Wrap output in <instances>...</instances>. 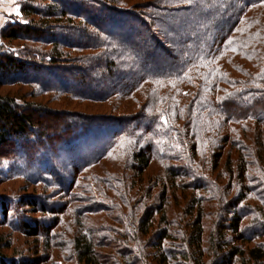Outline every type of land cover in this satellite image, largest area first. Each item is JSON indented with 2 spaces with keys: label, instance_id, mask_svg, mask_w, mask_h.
<instances>
[{
  "label": "trees",
  "instance_id": "obj_1",
  "mask_svg": "<svg viewBox=\"0 0 264 264\" xmlns=\"http://www.w3.org/2000/svg\"><path fill=\"white\" fill-rule=\"evenodd\" d=\"M259 10H264V0H23L21 13L28 22L7 24L1 32L9 43L22 45L16 51L0 47V83L4 74L10 75L13 84H34L45 92L55 91L58 83L62 85L58 92L66 91L102 110H55L43 102L0 94V153L20 143L19 152L38 158L42 151H60L61 143L67 148L74 145L81 151L80 158L91 160L95 155L79 167L80 173L103 159L117 158L125 166L122 177L106 172L104 179L96 176L89 184L72 180L70 185L85 192L81 199L87 200L89 195L106 199L110 191L120 193L119 201L126 202L127 208L151 198L159 183L147 186L142 178L153 162L161 161L167 173L163 191L144 206L142 214L136 217L135 210L129 214L138 224L139 236L146 238L154 231L149 245L159 237L153 247L161 251L160 264L178 256L189 262L191 252L198 264H204L205 199L192 195L188 208L184 205L180 215L196 213V218L188 226L192 233L189 237L183 233V246L180 242L172 253L164 242L178 241L174 235L180 232L171 231L175 227L168 217V191L218 192L219 187L195 165L196 157L203 148H210L218 162V150L226 148L231 160L236 153V164L227 157L225 165L217 164L213 170L243 188L223 199H231L233 205L253 199L247 172L256 160L248 157L252 156L248 144L245 153L244 142L260 145L259 161L260 155L264 157V24L254 21ZM59 76L64 78L59 80ZM195 83L196 92L188 87ZM126 177L134 193L127 196ZM177 179L184 180L182 185H177ZM63 184L67 186V180ZM72 200H78L76 194ZM103 206L88 208L87 214L104 211L109 217ZM41 208L49 212L48 205ZM71 213L86 215L77 206ZM157 217L166 225L164 230L155 229ZM232 217L226 229L241 243L251 244L253 238L241 232V216ZM78 221L75 249L79 259L101 264L96 249L105 247L103 240L93 228L87 229L88 219L78 217ZM136 235L124 245L129 246L131 239L137 242ZM221 237L224 243L216 255L222 257V264H236L237 259L243 264L264 262L263 245L242 248ZM211 239L210 250L216 245L215 235ZM136 262L135 258L132 264ZM0 264H11L1 246Z\"/></svg>",
  "mask_w": 264,
  "mask_h": 264
},
{
  "label": "rangeland",
  "instance_id": "obj_2",
  "mask_svg": "<svg viewBox=\"0 0 264 264\" xmlns=\"http://www.w3.org/2000/svg\"><path fill=\"white\" fill-rule=\"evenodd\" d=\"M22 2L23 0H17V7L20 6L19 14H15V9L8 13L10 16L7 17L6 24L0 30V47L4 45V48L16 51L20 49L19 45H22L20 41L9 43L1 36L2 30L5 29L7 24H25L28 22V19L24 18L21 13ZM259 11L260 13L257 14V18L254 20L255 24H264V10ZM9 78H11L9 74H4L3 83H0V94L2 95L11 94L24 100L43 102L49 104V107L55 110L78 113H97L98 109L102 110L100 106L94 103L91 104V102L78 101L72 98L65 94L66 91L58 92L57 90L62 87L58 83L55 91L45 92L38 85L13 84ZM62 78L64 76L58 77L59 80ZM197 86L198 84L195 83L188 87L196 92ZM186 87L184 86L183 89H186ZM20 101L22 100L20 99ZM130 104L132 102L126 105ZM250 142L246 139L244 145H246V154H248L247 144L250 146L249 154L252 156L248 157L256 160V165L249 167L247 172V182L255 192L253 199L234 205L231 199H223L224 196L236 195L238 189L243 188L241 184L235 183L233 185V183H229L228 176L221 177L222 173L220 171L213 170L217 164L220 166L225 165L228 162L227 157L231 160V155L229 156L227 151H224L226 148L221 149V151L218 150L221 160L216 162L214 151L210 148H203L202 152L196 157L195 165L201 167L204 171L202 173L209 178L208 181L218 186L219 190L207 194L196 190L193 193L191 189L186 191L171 188L172 190L168 191V217L171 222L170 226L175 227H171V231L174 234L178 229L180 233L174 235L178 241L167 240L164 242V248L167 251L175 253L176 246H179L180 242L181 247L184 244L183 233L188 237L192 233L191 227L188 226L192 219L196 218V213L192 217L186 214L180 215L184 205H187L188 208L192 195L205 199L202 205L206 214L203 220L204 235L202 242L203 248L207 249L204 264H222V257L216 255L219 254L218 246L220 247L224 243L221 235L230 244H236L242 248L255 245L264 246V157L260 155L259 161L257 152L260 151V145L256 144L257 146H254ZM61 144L60 151H42L37 156L38 158L26 155L25 157L22 152H19L21 150L20 143L14 147L15 149H11L13 143L11 147H4L0 153V246L11 264H86L79 259L75 249V238L80 228L78 217H81L84 221L88 219L87 229L93 228L97 238L103 240L105 247L96 249L101 264H132L135 258L137 259L136 264H160L158 261L162 256L161 251L157 252L158 249L153 247L154 244L159 242V237L152 239L149 245L148 240L154 231L146 238L139 236L141 233L138 230V224L134 222L129 212L135 210L137 217L142 214L145 205L147 206L150 202L156 201L157 196L161 194L165 186L167 173L165 174L163 169L166 165L156 160L145 172L142 178V180H145V184L148 186L151 183L152 185L159 183V186L153 191L151 198H145L138 205L127 208L126 202L119 201L120 193L116 194L112 191L108 193V197L112 196L111 200H108V197L106 199L100 198L98 195H89L88 200L81 199L86 196V193L74 187L73 184L70 185L72 180L89 184V182H92L93 177L106 178V172H114L122 177L120 174L125 172L123 171L125 166L117 158L110 157L107 160L99 161L96 165H92L85 173H80L79 167L95 159V155L90 157L91 160L88 157L80 158L81 151L76 149L74 145L67 148ZM11 152L15 153L10 155ZM90 153L91 151L88 154ZM232 157V164H236V161H234L237 157L235 152ZM255 172L257 175H254ZM87 177L88 180H86ZM128 179V177L125 178L124 191L126 196L130 193L134 194L132 181ZM64 180H67V186L63 184ZM182 181L184 180L177 179V185H182ZM201 182L206 186V181ZM169 184L173 185L172 182ZM118 187L122 191L121 185L116 182V188ZM74 194H76L78 200L70 201ZM116 196L118 199L114 200ZM30 202L36 205L28 204ZM231 202L232 204H230ZM101 203L105 205L102 208L108 209L109 217L105 216L104 211L99 214H87L90 210L88 208H96ZM41 205H48L49 212H43ZM74 206L82 209L86 215L78 216V213H71ZM117 206L121 209L116 210L114 207ZM66 207L67 209H65ZM235 213L242 218L241 232L248 238H253L251 244L241 243L239 237L234 235L230 229H226L230 224L228 220L232 219V215ZM159 222L160 217H157L155 229L164 230L166 225ZM87 229H82L81 232ZM133 234L139 236L137 242L131 239L129 240L130 245L125 246V240ZM212 235H215L216 245L212 247L214 249L211 248L210 250L209 248L214 242L211 241ZM116 240L123 243L118 246ZM186 245L188 246L187 242ZM188 248L190 249L189 246ZM192 256L191 252L189 262L183 260L180 256L176 257L177 259L170 257L166 264H198V260ZM157 259L159 260L157 261ZM237 260L236 264H243L242 260ZM250 264H264V262L256 263L253 261Z\"/></svg>",
  "mask_w": 264,
  "mask_h": 264
},
{
  "label": "crops",
  "instance_id": "obj_3",
  "mask_svg": "<svg viewBox=\"0 0 264 264\" xmlns=\"http://www.w3.org/2000/svg\"><path fill=\"white\" fill-rule=\"evenodd\" d=\"M13 10L15 14L20 13V6L17 7V0H0V30L6 24L7 17L10 16L8 13Z\"/></svg>",
  "mask_w": 264,
  "mask_h": 264
}]
</instances>
